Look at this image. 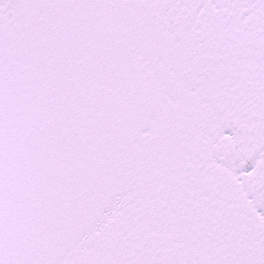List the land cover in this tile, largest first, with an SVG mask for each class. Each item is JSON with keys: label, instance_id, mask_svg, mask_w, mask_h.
Listing matches in <instances>:
<instances>
[{"label": "snow or ice", "instance_id": "obj_1", "mask_svg": "<svg viewBox=\"0 0 264 264\" xmlns=\"http://www.w3.org/2000/svg\"><path fill=\"white\" fill-rule=\"evenodd\" d=\"M0 264H264V0H0Z\"/></svg>", "mask_w": 264, "mask_h": 264}]
</instances>
